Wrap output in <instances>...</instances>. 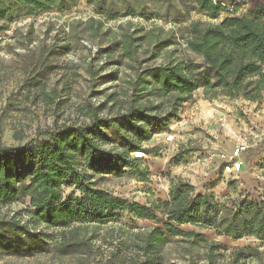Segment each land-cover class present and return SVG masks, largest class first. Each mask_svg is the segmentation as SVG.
<instances>
[{
  "label": "trees",
  "instance_id": "obj_1",
  "mask_svg": "<svg viewBox=\"0 0 264 264\" xmlns=\"http://www.w3.org/2000/svg\"><path fill=\"white\" fill-rule=\"evenodd\" d=\"M80 1L0 0V32L9 30V24L21 12L61 13ZM84 1L96 13L86 22L91 37L99 36L103 24L109 21L134 16L143 20L180 19L190 11L215 18L225 9L216 0ZM151 23L146 29L127 19L109 33L106 51L116 50L123 64L134 72L127 81L132 86L130 100L121 111L108 119L92 114L87 124L57 127L41 141L30 140L18 147L0 145V206L24 201L31 217L58 232L48 240L42 231L32 230L22 221L19 213L5 216L0 212V264L9 258L49 253V244L56 257H76L79 264H170L164 249L171 237L187 245L188 250L200 246L206 264H215L219 257H226L229 264H264V250L250 246L227 250L218 241L206 240L200 232L179 228L189 224L213 229L233 240L251 237L264 242V195L259 199L244 196L219 203L212 193H195L191 184L176 178L170 182L167 199L140 204L113 197L97 187L94 176L135 168L141 159L129 154L150 151L143 149L141 143L166 126L178 107L190 100L197 89L208 99L219 96L251 102L262 99L263 1L254 0L245 13H227L216 23L190 20L178 28L184 50L196 59L177 56L168 48L174 43L172 31L162 35L163 29L155 20ZM160 52L163 60L150 63ZM141 53L148 54L143 66L138 59ZM48 67L44 59L32 60L21 71L23 85H38ZM104 129L110 130L113 139L102 134ZM106 144L111 147L103 148ZM145 178L146 174L141 173L139 179ZM68 187H73L79 196L73 197L72 192L64 197L63 189ZM123 213L134 219L150 220L154 225L131 232L132 242L126 250L119 248L103 258L95 251L92 237H86L80 230L104 225Z\"/></svg>",
  "mask_w": 264,
  "mask_h": 264
},
{
  "label": "rangeland",
  "instance_id": "obj_2",
  "mask_svg": "<svg viewBox=\"0 0 264 264\" xmlns=\"http://www.w3.org/2000/svg\"><path fill=\"white\" fill-rule=\"evenodd\" d=\"M225 8L217 17L190 11L184 18H157L155 24L163 33L172 31L174 43L168 48L177 56H195L184 50V42L178 28L190 20L219 22L227 13L242 14L254 0H216ZM264 2V0H261ZM96 16L93 8L84 0L65 12L41 11L37 15L21 12L10 24L9 30L0 32V145L18 147L30 140L41 141L47 132L63 125L87 124L92 114L108 119L123 109L130 100L131 85L127 81L133 71L123 64L116 50L106 51L110 45L111 31L116 25L131 19L133 23L150 28L152 20L137 16L103 24L102 32L91 37L87 31V19ZM118 31V30H117ZM161 35V36H162ZM118 37V34H116ZM162 52V51H161ZM150 61L163 60L162 53ZM148 54H140L145 65ZM44 59L49 67L38 85H23L21 71L32 60ZM110 78H112L110 80ZM145 100V98H142ZM147 100H145L146 102ZM151 102L154 98L150 99ZM162 110L161 113H164ZM171 113L173 111H170ZM113 139L109 129L102 130ZM174 134L177 147H171L164 138ZM243 141L247 147L241 154L242 167L234 176L219 173V163L214 160L205 173L197 172V161L211 152L229 153ZM111 147L104 145L103 148ZM146 157L135 168H123L117 174L94 176L97 187L113 197L145 204L148 200L167 199L172 180L180 178L194 188L195 193H212L219 203L248 196L259 199L264 195V90L259 102L242 98H205L200 89L192 94L175 111L166 126L155 130L150 139L141 143ZM133 157V153L129 154ZM141 173L146 174L140 180ZM73 187L63 189L64 197ZM73 197H78L77 191ZM26 202L16 201L0 206L1 214L19 213L32 230L42 231L48 240L57 230L44 226L37 217L26 212ZM150 220H139L126 213L118 214L104 225L88 226L80 233L92 237V244L99 256L108 252L127 249L132 242L131 232L153 226ZM184 231L194 230L204 234L208 241H218L227 250L239 247H256L264 250V242L251 237L233 240L218 235L213 229H202L189 224L179 226ZM29 258L5 259L4 264H79L76 257H56L51 252ZM187 245L176 238H169L164 249L170 264H206L201 258L203 249L198 246L188 250ZM124 251V250H122ZM226 255V251L221 250ZM215 264H229L226 257H219Z\"/></svg>",
  "mask_w": 264,
  "mask_h": 264
},
{
  "label": "built area",
  "instance_id": "obj_3",
  "mask_svg": "<svg viewBox=\"0 0 264 264\" xmlns=\"http://www.w3.org/2000/svg\"><path fill=\"white\" fill-rule=\"evenodd\" d=\"M164 141L171 145V147H177L174 134H169L164 138ZM247 145L241 141L238 142L229 153H217L211 152L203 159L197 161V172L205 173L209 169L210 164L214 160L219 163V173L227 176L237 175L242 167L241 154L246 149ZM133 157L137 159H143L146 157L145 151L138 150L133 152Z\"/></svg>",
  "mask_w": 264,
  "mask_h": 264
}]
</instances>
